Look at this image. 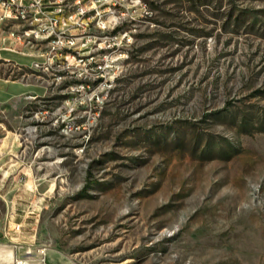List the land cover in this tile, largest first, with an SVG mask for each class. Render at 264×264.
<instances>
[{"label":"rangeland","instance_id":"rangeland-1","mask_svg":"<svg viewBox=\"0 0 264 264\" xmlns=\"http://www.w3.org/2000/svg\"><path fill=\"white\" fill-rule=\"evenodd\" d=\"M143 2L75 73L8 40L0 264H264V0Z\"/></svg>","mask_w":264,"mask_h":264},{"label":"built area","instance_id":"built-area-1","mask_svg":"<svg viewBox=\"0 0 264 264\" xmlns=\"http://www.w3.org/2000/svg\"><path fill=\"white\" fill-rule=\"evenodd\" d=\"M138 9L146 12L143 0H0V40L8 32L9 37L41 43L45 48L37 53L42 60L33 61L34 66L50 69L58 64L75 73L94 58L91 49L118 40L116 26ZM17 26L23 27L21 34Z\"/></svg>","mask_w":264,"mask_h":264},{"label":"crops","instance_id":"crops-1","mask_svg":"<svg viewBox=\"0 0 264 264\" xmlns=\"http://www.w3.org/2000/svg\"><path fill=\"white\" fill-rule=\"evenodd\" d=\"M4 39L0 40V64H5L6 62H14L16 64L21 65L22 62L17 61V58L13 56L12 54H19L23 57V53L20 51H17L15 49H11L7 42L8 40H11L12 37H9L8 32L3 33ZM17 44H18V39ZM27 59L30 63H32V59L29 57H24ZM34 61V60H33ZM38 95V89L35 84L31 82H22L20 79L17 80H9L6 77L0 76V102L6 104L12 105L11 103H15L12 105L15 107L14 110H16L18 113L21 111L24 100L22 97H30L34 98ZM6 138H10V135L7 134Z\"/></svg>","mask_w":264,"mask_h":264},{"label":"bare ground","instance_id":"bare-ground-1","mask_svg":"<svg viewBox=\"0 0 264 264\" xmlns=\"http://www.w3.org/2000/svg\"><path fill=\"white\" fill-rule=\"evenodd\" d=\"M143 5H145V7H146V4L143 2Z\"/></svg>","mask_w":264,"mask_h":264}]
</instances>
